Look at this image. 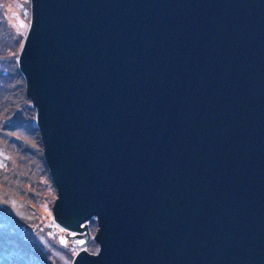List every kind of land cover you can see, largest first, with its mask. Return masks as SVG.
Instances as JSON below:
<instances>
[{
  "label": "water",
  "instance_id": "1",
  "mask_svg": "<svg viewBox=\"0 0 264 264\" xmlns=\"http://www.w3.org/2000/svg\"><path fill=\"white\" fill-rule=\"evenodd\" d=\"M18 57L73 264H264V0H29Z\"/></svg>",
  "mask_w": 264,
  "mask_h": 264
},
{
  "label": "rangeland",
  "instance_id": "2",
  "mask_svg": "<svg viewBox=\"0 0 264 264\" xmlns=\"http://www.w3.org/2000/svg\"><path fill=\"white\" fill-rule=\"evenodd\" d=\"M30 21L29 0H0V264H73L82 251L98 254L97 225L85 226L89 244L79 250L82 242L72 239L85 233L65 231L53 219L57 193L35 120L26 116L18 70Z\"/></svg>",
  "mask_w": 264,
  "mask_h": 264
},
{
  "label": "trees",
  "instance_id": "3",
  "mask_svg": "<svg viewBox=\"0 0 264 264\" xmlns=\"http://www.w3.org/2000/svg\"><path fill=\"white\" fill-rule=\"evenodd\" d=\"M27 101V100H26ZM28 104H29V106L30 107H28ZM27 105V106H26ZM25 108H27L25 111L27 112V117L29 116V117H32L34 120H35V111L32 109V107H31V104L27 101L26 103H25ZM29 114V115H28Z\"/></svg>",
  "mask_w": 264,
  "mask_h": 264
}]
</instances>
